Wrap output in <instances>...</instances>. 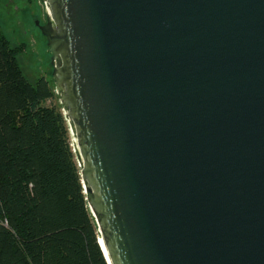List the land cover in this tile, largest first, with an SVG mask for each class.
<instances>
[{"label":"water","instance_id":"1","mask_svg":"<svg viewBox=\"0 0 264 264\" xmlns=\"http://www.w3.org/2000/svg\"><path fill=\"white\" fill-rule=\"evenodd\" d=\"M108 264H264V0H42Z\"/></svg>","mask_w":264,"mask_h":264},{"label":"trees","instance_id":"2","mask_svg":"<svg viewBox=\"0 0 264 264\" xmlns=\"http://www.w3.org/2000/svg\"><path fill=\"white\" fill-rule=\"evenodd\" d=\"M55 98L0 31V264H108Z\"/></svg>","mask_w":264,"mask_h":264},{"label":"rangeland","instance_id":"3","mask_svg":"<svg viewBox=\"0 0 264 264\" xmlns=\"http://www.w3.org/2000/svg\"><path fill=\"white\" fill-rule=\"evenodd\" d=\"M45 19L46 7L42 0H0V31L11 46L18 49V63L22 72L32 82L46 78L56 94L52 104L64 112L52 77L53 66L47 39L36 24L37 20L45 23Z\"/></svg>","mask_w":264,"mask_h":264},{"label":"flooded vegetation","instance_id":"4","mask_svg":"<svg viewBox=\"0 0 264 264\" xmlns=\"http://www.w3.org/2000/svg\"><path fill=\"white\" fill-rule=\"evenodd\" d=\"M38 22L40 23V25H43V24L46 23V19H45V23H42L41 21L37 20V21H36L37 26L39 25ZM38 27H39V26H38Z\"/></svg>","mask_w":264,"mask_h":264}]
</instances>
